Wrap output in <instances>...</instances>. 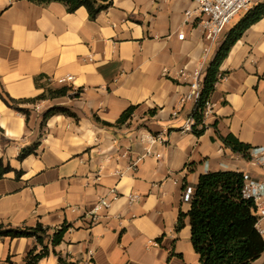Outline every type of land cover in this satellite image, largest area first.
I'll use <instances>...</instances> for the list:
<instances>
[{
	"label": "crops",
	"instance_id": "0c3cea01",
	"mask_svg": "<svg viewBox=\"0 0 264 264\" xmlns=\"http://www.w3.org/2000/svg\"><path fill=\"white\" fill-rule=\"evenodd\" d=\"M196 7L192 0H113L91 19L84 6L68 12L58 1L0 0V92L9 98L7 104L0 97V158L20 171L0 177V224L41 223L50 233L69 225L55 249L78 264H201L189 216L177 228L191 207L186 186L211 171L264 174L220 138L232 134L264 147V16L221 64L224 77L198 136L184 131L195 103L181 102L191 79L178 71L190 73L202 61L207 70L243 17L205 56L208 42L195 14L185 17ZM66 75L74 76L66 96L42 97L65 86L57 79ZM132 105L121 127L94 119L115 123ZM54 106L79 119L54 114L43 125ZM35 142L37 154L19 160ZM134 194L141 198L131 203ZM104 196L111 206L91 223L86 213ZM36 244L33 237H1L0 264H24ZM57 260L51 248L40 264ZM253 264H264V253Z\"/></svg>",
	"mask_w": 264,
	"mask_h": 264
},
{
	"label": "trees",
	"instance_id": "16d2710c",
	"mask_svg": "<svg viewBox=\"0 0 264 264\" xmlns=\"http://www.w3.org/2000/svg\"><path fill=\"white\" fill-rule=\"evenodd\" d=\"M40 4L53 1L63 3L68 12H74L84 6L91 19L103 10L108 9L113 0H32ZM264 16V0L258 1L244 17L227 33L220 42L213 61L206 70L204 87L198 106L192 113L195 125L192 132L198 136L205 133L207 125L204 121V110L216 90L220 81V67L229 54L232 46L243 36L245 31ZM70 87L48 89L43 98H59L68 94ZM0 97L9 104L1 92ZM13 100V99H11ZM135 106L126 109L115 123H110L94 116L97 122L105 126L121 127L133 115ZM54 114H66L79 119L78 114L71 108L54 106L44 115L46 119ZM25 115L29 111L25 110ZM213 126H217L215 123ZM221 140L235 152H246L251 146L240 142L232 134L220 136ZM41 143L35 142L26 146L20 152L18 159L23 160L31 154H37ZM16 171L10 164H5L0 158V177L5 173ZM20 173V171H16ZM243 172L234 170H220L206 172L200 175L194 193L190 199L191 207L188 213H181L177 228L184 225V218L189 216L191 224V241L195 251L199 254L201 264H253L264 253V239L257 228L256 206L253 201L243 198L241 188ZM69 225H62L53 233L50 229L38 223L34 227H12L0 224L1 237H33L37 244L27 253L24 264H40L53 252L58 255L56 264H78L69 257L62 256L56 251L64 238ZM38 246H41L39 249Z\"/></svg>",
	"mask_w": 264,
	"mask_h": 264
},
{
	"label": "built area",
	"instance_id": "2783aa9c",
	"mask_svg": "<svg viewBox=\"0 0 264 264\" xmlns=\"http://www.w3.org/2000/svg\"><path fill=\"white\" fill-rule=\"evenodd\" d=\"M197 7L194 11H185V17L188 21L195 14L197 28L203 33L208 44L204 48L205 56H208L214 45H218L225 32L227 24L240 12L249 11L260 0H192ZM179 38H184V33L179 34ZM180 77L189 76L190 92L182 97L181 102L192 100L195 103V109L199 104L206 74V63L201 64L192 72L188 73L187 69L180 68L178 71ZM220 80L224 77L219 74ZM74 80L73 75L59 77L57 82L61 85L68 86ZM210 109V101L207 102L204 115ZM22 114L21 112H18ZM176 114V113H174ZM24 115V114H23ZM195 125V118L191 115L185 124L184 131H192ZM150 150H147V154ZM239 159L244 158L258 164L264 171V147H250L246 152H238ZM110 192L114 198L118 197L117 189L113 188ZM194 193V186L187 185L184 191L185 197L191 199ZM243 198L253 201L256 206L257 228L264 239V174L262 177L254 176L251 173L243 172V185L241 188ZM138 194L130 195V202L134 203L140 200ZM111 200L107 196L101 197L93 209L87 211L86 216L91 220V223H96L99 220L100 212L108 210L111 206ZM77 210L76 207H71Z\"/></svg>",
	"mask_w": 264,
	"mask_h": 264
},
{
	"label": "rangeland",
	"instance_id": "374dc122",
	"mask_svg": "<svg viewBox=\"0 0 264 264\" xmlns=\"http://www.w3.org/2000/svg\"><path fill=\"white\" fill-rule=\"evenodd\" d=\"M245 13H246L245 11L240 12L237 16H235V17L233 18V20H232L230 23L227 24V27L232 26V25H234L236 22H238L239 19H241L242 17H244ZM215 48H216V45H214L212 52L215 50ZM55 263H56V262H54V263H52V264H55Z\"/></svg>",
	"mask_w": 264,
	"mask_h": 264
}]
</instances>
